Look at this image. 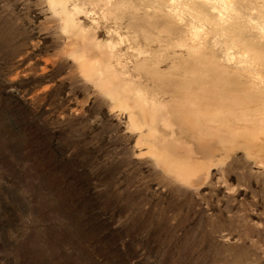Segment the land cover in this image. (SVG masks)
Segmentation results:
<instances>
[{
  "label": "rangeland",
  "instance_id": "1",
  "mask_svg": "<svg viewBox=\"0 0 264 264\" xmlns=\"http://www.w3.org/2000/svg\"><path fill=\"white\" fill-rule=\"evenodd\" d=\"M153 1L0 0V264H264V113Z\"/></svg>",
  "mask_w": 264,
  "mask_h": 264
},
{
  "label": "bare ground",
  "instance_id": "2",
  "mask_svg": "<svg viewBox=\"0 0 264 264\" xmlns=\"http://www.w3.org/2000/svg\"><path fill=\"white\" fill-rule=\"evenodd\" d=\"M53 1V0H52ZM78 1L79 0H59V2H58V0H56V5H59L60 6V12L62 11L63 13H65V14H67V15H71V12L72 11H70L69 10V7L71 6H69L68 5V2H70L72 5H73V7L74 8H77V7H79V5H78ZM84 1V0H83ZM91 1V0H90ZM106 2H107V4H109V2H111V0H105ZM155 2H157L156 0H154ZM153 1V2H154ZM167 1L168 0H166V4H163V5H165L164 7H168V10H169V8H170V10L172 11V13H174V14H176L177 13V15L176 16H178V14H179V16H181L182 18H187V20H189V24H187V25H189V29H185V27L184 26H187L186 24L183 26V28L180 26L179 28H181V30H180V33H182V32H184V31H182V30H185V32H187L186 30H189L190 31V33L189 34H191V36H189L190 38H191V40H192V43L195 45V46H191L192 48H194V47H199L198 45H200L201 47H202V43H205L206 41H205V39L207 38V36H208V31L209 32H214V36H212L213 38H214V41L216 42V46H218L217 45V43H223L222 45H221V47L222 46H226L225 48H224V50H222L221 49V51H223L224 52V54H225V59H226V65H228V66H231V65H235V66H233V67H235L237 70L236 71H234L233 73L235 74V75H237L238 77H246L247 78V80L246 81H248V85L247 86H244V89H243V91H242V93H243V95H244V97H245V99H246V102L248 103V104H250V105H253V104H256L255 105V107L258 109V111H263V112H261V113H264V52H263V48H261V47H258V46H256V45H254V43L251 41V40H253V41H255L254 39H256V35H255V37H254V35H252L253 37H254V39H253V37L251 36V37H249V39L250 40H246V36H244L245 34V32L243 33L242 32V30L241 31H239V30H236L237 29V27H236V29H235V23H234V19L236 18L237 19V21L236 22H240V20L241 19H243L244 18V16L247 18V21L249 22V23H251V24H253L252 26H254L255 28H257L258 29V31H259V35H260V39L262 38V39H264V19H261V15L259 16V18L258 17H255V16H257V15H250V14H244V12H240V11H237L238 10V6L236 7L235 5H231V3H228L227 2V0L225 1V0H215V1H217V2H219V3H217V4H219V5H221V9H220V13L218 12V8L220 7H218L217 8V6H213L216 10H217V12H218V16H220L219 17V19H217V20H219L218 22H213V21H211V20H209L208 18H206L205 16L206 15H204V13H206L207 14V12L208 11H210L211 12V10H209L210 8L209 7H207L208 8V10H207V12L205 11V5H207V4H209V3H206V4H204V2H203V4H202V0H201V3L199 2V4L201 5V6H199V5H196V8H194V7H192L190 4H189V0H187L186 2H185V0H183V2H185V3H182V4H178V3H176V0H172V2L170 1L169 3H168V5H167ZM199 1V0H198ZM207 2H210V0H206ZM214 1V0H213ZM213 1L211 0V2H212V4H211V2H210V5H213L214 3H213ZM214 1V2H215ZM229 1V0H228ZM243 1H245V0H243ZM242 1V2H243ZM262 2H263V0H261ZM88 2H89V0H88ZM93 2V1H92ZM91 2V3H92ZM95 2V1H94ZM101 2V1H100ZM154 2V3H155ZM159 2V1H158ZM160 2H161V0H160ZM178 2V1H177ZM192 2V1H191ZM193 2H195V0L193 1ZM235 2V1H234ZM241 2V3H242ZM261 2V3H262ZM162 3V2H161ZM197 3V2H196ZM236 3H237V1H236ZM253 3V2H252ZM159 4V3H158ZM194 4V6H195V3H193ZM215 4H216V2H215ZM216 4V5H217ZM235 4V3H234ZM244 4V3H243ZM263 4V3H262ZM56 5H54V6H56ZM209 5V6H210ZM239 6H242L241 4H238ZM248 5H249V3H248ZM53 6V5H52ZM197 6L199 7L198 9H197ZM204 8H203V7ZM208 6V5H207ZM244 7H245V5H243ZM243 6L241 7V8H243ZM254 6V5H253ZM252 6V7H253ZM263 6V5H262ZM261 6V7H262ZM161 7V6H160ZM250 5L247 7L249 10H250ZM252 7H251V9H252ZM255 7H256V5H255ZM54 8V7H53ZM56 8V7H55ZM163 8V7H162ZM240 8V7H239ZM244 9V8H243ZM248 9H245V10H248ZM255 9V8H254ZM259 8L257 7V9L256 10H258ZM261 9V8H260ZM158 10V9H157ZM167 10V9H166ZM167 10V11H168ZM261 10H263V8L261 9ZM160 11V10H159ZM173 11H178V12H173ZM212 11H214V10H212ZM260 11V10H259ZM58 12H59V8H58ZM61 12V13H62ZM246 12V11H245ZM255 12V11H254ZM163 13V12H162ZM170 13V12H169ZM215 13V12H214ZM159 14H161V12H159ZM256 14V13H255ZM263 14H264V11H263ZM262 14V15H263ZM163 15V14H162ZM164 15H165V13H164ZM258 15H259V12H258ZM208 16V15H207ZM213 16V15H212ZM216 16V15H215ZM215 16H213V17H215ZM217 16V17H218ZM72 17V16H71ZM167 17H171V16H167ZM180 17V18H181ZM209 17H210V15H209ZM213 17H211V18H213ZM216 17V18H217ZM262 17H264V16H262ZM165 18H166V16H165ZM179 18V17H178ZM73 19V18H72ZM169 19V18H168ZM215 19V18H214ZM67 20V19H66ZM170 20V19H169ZM172 20H174V19H172ZM171 20V21H172ZM186 21V20H185ZM180 22V21H179ZM183 22H184V20H183ZM246 22V21H245ZM244 22V23H245ZM248 22H246V23H248ZM186 23H188V22H186ZM246 23H245V26H249L248 24L246 25ZM71 24V23H70ZM216 24V25H215ZM235 24V25H234ZM74 25V24H73ZM171 25V24H170ZM173 26L175 25V23L174 24H172ZM182 25V24H181ZM234 25V26H233ZM241 25V24H240ZM237 26V25H236ZM170 27V26H169ZM172 27V26H171ZM175 27V26H174ZM240 27V26H239ZM238 27V28H239ZM241 27H243V24H242V26ZM253 27V28H254ZM249 28V27H248ZM253 28L251 27V29L253 30ZM170 30H171V28H169ZM175 29V28H174ZM244 29V28H243ZM247 29V28H246ZM250 29V28H249ZM257 29H256V31H257ZM167 30V29H166ZM173 30V29H172ZM172 30H171V32H170V34L172 33ZM208 30V31H207ZM236 30V31H235ZM169 31V30H168ZM175 31H179V30H176L175 29ZM246 31V30H245ZM248 31H250V30H248ZM161 32H163V31H161ZM184 32V33H185ZM166 33V32H165ZM174 33V32H173ZM172 33V34H173ZM178 33V32H177ZM183 33V34H184ZM182 34V35H183ZM187 34H188V32H187ZM251 34V33H250ZM159 35V34H158ZM177 35L178 34H176L174 37H175V39H177L178 37H177ZM186 35V34H185ZM213 35V34H212ZM246 35H247V33H246ZM258 35V34H257ZM250 36V35H249ZM177 37V38H176ZM180 37V36H179ZM154 38V37H153ZM159 38V37H158ZM157 38V39H158ZM164 38V37H163ZM166 38V37H165ZM171 38V37H170ZM170 38H169V40L168 41H171L170 40ZM181 38V37H180ZM182 38H183V36H182ZM182 38H181V40H182ZM211 38V37H210ZM174 39V40H175ZM186 39V38H185ZM209 39V38H208ZM212 39V38H211ZM161 40V39H160ZM173 40V39H172ZM177 40H180L179 38L177 39ZM148 41V40H147ZM154 41V40H153ZM213 41V40H212ZM212 41L210 42V40H209V42L210 43H212ZM256 41H257V39H256ZM264 41V40H263ZM152 42V41H151ZM150 42V43H151ZM175 42V41H174ZM174 42H173V44H174ZM207 42H208V40H207ZM148 43H149V41H148ZM149 43V44H150ZM183 43H184V41H183ZM261 43V42H260ZM263 43V42H262ZM172 44V43H171ZM172 44V46L174 47L175 45H173ZM205 44H207V43H205ZM205 44H204V46H205ZM214 44V43H213ZM169 45V44H168ZM177 45V44H176ZM180 45V44H179ZM185 45V44H184ZM171 46V45H170ZM169 46V47H170ZM261 46V45H260ZM176 47V46H175ZM190 47V48H191ZM206 47H207V45H206ZM210 47V46H209ZM213 47V46H212ZM185 48H186V46H185ZM188 48V47H187ZM211 49V48H210ZM209 49V50H210ZM216 49H217V47H216ZM187 50H189V49H186L185 51H187ZM191 50H194V49H191ZM196 50V49H195ZM199 50H203V49H199ZM213 51H214V49H213ZM194 52V51H193ZM193 52H189V53H193ZM206 52H208V51H206ZM205 52V53H206ZM211 52H212V50H211ZM218 52V51H217ZM188 53V52H187ZM200 53V52H199ZM198 53V54H199ZM203 53V52H202ZM210 54V53H209ZM212 54H214V52L212 53ZM186 55V54H185ZM189 55V54H188ZM194 55V54H193ZM197 55V54H196ZM195 55V56H196ZM236 55H238V58H237V56ZM210 56H212V55H210ZM192 57V56H191ZM201 57V56H200ZM205 57V56H204ZM217 57V56H216ZM210 58V57H209ZM236 59L237 58V61L236 62H233V59ZM205 60H206V58H204ZM214 59V58H213ZM203 60V59H202ZM204 60V61H205ZM209 60V59H208ZM215 60V59H214ZM190 61V60H189ZM210 61V60H209ZM188 62V61H187ZM199 62V61H198ZM220 62V61H219ZM203 63V62H202ZM206 63V62H205ZM217 63H218V60H217ZM221 63V62H220ZM225 63V62H224ZM204 64V63H203ZM207 64H208V61H207ZM211 64V63H210ZM209 64V65H210ZM223 64V63H222ZM237 64H239L238 66H237ZM194 65V64H193ZM198 65V64H197ZM201 65V64H200ZM225 65V66H226ZM206 66V65H205ZM211 66V65H210ZM213 66V65H212ZM215 66V65H214ZM219 66V65H218ZM223 66V65H222ZM215 67H217V66H215ZM234 68V69H235ZM196 69V68H195ZM203 69V68H202ZM208 69L209 68H207V71H208ZM215 69V68H214ZM186 70V69H185ZM222 70V69H221ZM227 70H229V69H227ZM203 71L205 72V69H203ZM202 71V72H203ZM210 71V70H209ZM212 71V70H211ZM216 71H217V69H216ZM189 72V71H188ZM214 72V70L212 71V73ZM194 73V72H193ZM209 73V72H208ZM225 73H227V72H225ZM199 74V73H198ZM201 74V73H200ZM219 74V73H218ZM222 74H224V73H222ZM230 74V73H229ZM232 74V73H231ZM189 75V74H188ZM191 75V74H190ZM202 75V74H201ZM206 75V74H205ZM204 75V76H205ZM234 75V76H235ZM193 76V75H192ZM197 76V75H196ZM224 76H226V75H224ZM231 76V75H230ZM198 77H199V75H198ZM201 78V77H200ZM221 78V77H220ZM190 79V78H189ZM188 79V80H189ZM194 79V78H193ZM223 79H225V77H223ZM222 79V80H223ZM227 79V78H226ZM225 79V80H226ZM242 79V78H241ZM243 79H245V78H243ZM198 81V80H197ZM200 81V80H199ZM221 81V80H220ZM236 81H239V80H236ZM242 81V80H241ZM244 82V81H243ZM190 83V82H189ZM194 83V82H193ZM192 83V84H193ZM224 83V82H223ZM237 83V82H236ZM218 84V83H217ZM240 85V84H239ZM227 86V85H226ZM194 87H198L197 85L196 86H194ZM216 87V86H215ZM229 87H231V86H229ZM233 87V86H232ZM222 88V87H221ZM226 88V87H225ZM236 88V87H235ZM192 89V88H191ZM230 89V88H229ZM232 89V88H231ZM237 89V88H236ZM218 90V89H217ZM202 91V90H201ZM194 92H195V90H194ZM212 92V91H211ZM216 92V91H215ZM191 94H192V91H191ZM195 94V93H194ZM207 94V93H206ZM220 94V93H219ZM199 94H197L196 96H198ZM211 95V94H210ZM189 96V95H188ZM192 96V95H191ZM221 96H222V94H221ZM220 96V97H221ZM231 96V95H230ZM214 97V96H213ZM240 97V96H239ZM190 98V97H189ZM198 98V97H197ZM205 98V97H204ZM201 99V98H200ZM191 100V99H190ZM196 100V99H195ZM215 100V99H214ZM197 101V100H196ZM201 101V100H200ZM207 101V100H206ZM238 101V100H237ZM243 101H245V100H243ZM195 102V101H194ZM204 102V101H203ZM211 102H213L211 99L207 102V105H209ZM219 102V101H218ZM239 102V101H238ZM193 103V102H192ZM191 103V104H192ZM246 103V104H247ZM190 104V105H191ZM198 104V103H197ZM220 104V103H219ZM243 104V103H242ZM190 105H189V107H190ZM214 105H215V103H214ZM239 105V104H238ZM192 106V105H191ZM222 106V105H221ZM254 106V105H253ZM188 107V108H189ZM202 107V106H201ZM209 107V106H208ZM246 107H248V106H246ZM254 107V108H255ZM216 108V107H215ZM244 108V107H243ZM240 109V108H239ZM192 110V109H191ZM207 110L208 109H206V112H207ZM222 110V109H221ZM201 111H202V109H201ZM209 111V110H208ZM243 111V110H242ZM246 111V110H245ZM227 112V111H226ZM248 112H249V110H248ZM253 112H254V110H253ZM253 112H251V113H253ZM202 113V112H201ZM212 113V112H211ZM241 113V112H240ZM250 113V112H249ZM221 114V113H220ZM255 114V113H254ZM253 114V115H254ZM199 115V114H198ZM207 115V114H206ZM209 115H210V113H209ZM241 115V114H240ZM200 116V115H199ZM217 116H219V115H217ZM231 116V115H230ZM203 117V116H202ZM213 117V116H212ZM216 117V116H215ZM240 117V116H239ZM198 118V117H197ZM219 118V117H218ZM218 118L216 117V119L218 120ZM226 118V117H225ZM254 118V117H253ZM263 118V117H262ZM227 119V118H226ZM237 119H239V118H237ZM236 119V120H237ZM244 119V118H243ZM242 119V120H243ZM249 119V118H248ZM252 119V118H251ZM261 118H259V120H260ZM216 120V121H217ZM222 120H223V117H222ZM231 120V119H230ZM235 120V119H234ZM235 120V121H236ZM210 121V120H209ZM224 121V120H223ZM222 121V122H223ZM229 121V120H228ZM263 121V120H262ZM217 122H219V121H217ZM221 122V123H222ZM237 122V121H236ZM240 122V121H239ZM225 123H228V122H226L225 121ZM235 123V122H234ZM251 126V125H250ZM260 126V125H259ZM241 129H243V128H241ZM252 131V130H251ZM250 131V132H251ZM261 131H263V129H261ZM260 131V132H261ZM238 132V131H237ZM253 132H255V131H253ZM264 132V131H263ZM252 133V132H251ZM250 134V133H249ZM254 135H255V137L258 139V141H259V143L260 144H264V133H260V134H255L254 133Z\"/></svg>",
  "mask_w": 264,
  "mask_h": 264
}]
</instances>
